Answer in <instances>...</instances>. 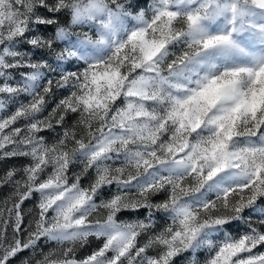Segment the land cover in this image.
I'll list each match as a JSON object with an SVG mask.
<instances>
[{
  "label": "snow or ice",
  "instance_id": "obj_1",
  "mask_svg": "<svg viewBox=\"0 0 264 264\" xmlns=\"http://www.w3.org/2000/svg\"><path fill=\"white\" fill-rule=\"evenodd\" d=\"M221 2L145 0L152 15L138 12L136 26L108 59L83 71L71 64L63 75L49 71L44 89L33 85L42 74L34 62L47 59L36 46L37 33L47 35L65 13L52 7L53 0H37L31 9L29 0H0V264H14L25 253L27 261L37 249L43 264H131L133 257L138 264H175L183 251L177 241L186 247L187 236L199 231L188 221L184 231L155 237L161 251L153 255L152 242L138 238L148 224L113 226L107 234L82 231L85 219L77 210L99 193L121 194L133 184L141 195L159 192L175 202L186 175L207 182L222 171L241 178L222 190V198L239 192L241 202L233 218L215 221L227 234L221 232L203 258L206 264H264V55L244 52L235 38L249 7L264 11V0ZM73 8L74 20L90 17L103 10L102 0ZM123 10H109V19ZM224 14L233 19L230 30L204 31ZM249 27L264 41V26ZM170 50L175 54L162 66ZM216 51L223 63L204 67L195 78L184 75ZM234 53L248 59L234 63L228 59ZM205 128L210 133L194 140ZM234 141L245 146L233 151ZM133 167L139 175L129 177L124 169ZM150 207L126 214L142 217ZM86 236L95 246L76 257L67 248L58 255L46 243Z\"/></svg>",
  "mask_w": 264,
  "mask_h": 264
},
{
  "label": "clouds",
  "instance_id": "obj_2",
  "mask_svg": "<svg viewBox=\"0 0 264 264\" xmlns=\"http://www.w3.org/2000/svg\"><path fill=\"white\" fill-rule=\"evenodd\" d=\"M83 2L84 0H53L52 7L59 8L65 13V16L53 21L47 35L37 33L39 42L36 46L46 54L47 59L34 62L42 66L41 76L33 81L34 87L40 88L43 85L44 89L47 88L45 81L49 71L60 72L63 75L65 67L69 64L73 70L83 71L93 62L108 59L112 55L113 45L123 39L127 31L136 26L134 17L137 13L144 12L146 18L152 15L151 10L145 5V0H102V11L96 12L90 17L74 20L73 5L83 4ZM148 2L150 3L151 0ZM217 2L221 7L224 6L221 0H217ZM36 3L37 0H29V8L31 9ZM118 5L122 6L124 10L118 17L110 20L108 11H117ZM128 5L132 7H128ZM4 7L7 10L8 6ZM134 8L136 11H133ZM248 12L247 18H241L243 27L236 33L235 38L244 52L264 55V41L249 27L250 24L264 26V11L249 7ZM108 24H111V29L107 27ZM232 24L233 19L230 14L216 15L204 25V31L212 33L215 29L217 32H224L230 30ZM177 27H183L182 23H178ZM177 47H180L179 43ZM174 54V51L170 50L162 56V66L167 65L170 62L169 57ZM23 55L25 54H20L21 59H23ZM26 55L31 57V53ZM11 59L14 63H20V60L15 56ZM224 59L219 51L209 53L200 65L187 66V72L184 75L192 74L195 78V73L202 74L204 67L210 64L220 65ZM228 59L234 63H241L248 57L234 53ZM210 131L208 128L201 130L194 140L206 137ZM244 146L239 141H234L232 150L239 151ZM124 171L129 177L139 175L134 167L125 168ZM240 182L241 178L232 171H222L207 182H202L198 175H186L182 181L183 191L179 193L175 202H172L169 196L161 195L159 192L141 195L135 184L131 185L128 192L121 194H117L115 190L111 195L99 193L98 199L93 198L89 205L77 210L83 213L85 219V224L78 228L82 231H92L98 228L107 234L114 230L113 226L123 228L129 224L146 223L149 227L139 230L138 238L145 245L152 242L149 245V251L153 255H158L161 250L155 243V237L169 235L172 231H184V222L188 221L193 227L199 228V231L194 236H187L186 247L182 242L177 241V245L183 247V251L179 253L175 264H206L203 257L217 243L221 232L227 234V229L222 225L217 227L215 221L221 218H233L235 216L233 209L241 202V193L236 192L225 200L221 196L222 190ZM114 200L117 202L115 208L110 207V203ZM166 202L167 207H164ZM146 205L151 207L149 212H146L142 217L133 216L130 218L126 214L139 211ZM262 207H256L253 211L261 212ZM122 213L124 214L122 215ZM235 227L233 225V228ZM100 239H103V236L96 237V241ZM46 243L52 244L58 255L67 248L72 249L73 255L76 257L84 254V250L93 245L95 241L92 236H86L71 240H50ZM41 251V249H37V254L30 256L27 261L22 260L20 264H43V257L39 254ZM131 264H138L135 257L132 258Z\"/></svg>",
  "mask_w": 264,
  "mask_h": 264
},
{
  "label": "rangeland",
  "instance_id": "obj_3",
  "mask_svg": "<svg viewBox=\"0 0 264 264\" xmlns=\"http://www.w3.org/2000/svg\"><path fill=\"white\" fill-rule=\"evenodd\" d=\"M54 104H55V101H53L52 105H50V107H49V111L51 110V107H54ZM46 114H47V113H45V115H46ZM50 135H51V136H55V133H51ZM27 206H31V204L29 203ZM253 215H255V213H253ZM234 230H235V231H238L239 229L235 227ZM241 230H242V229H241ZM92 246L94 247L95 244H93ZM84 251H85V253H86V252L88 251V247H87ZM26 255H27V253H25L23 256L17 258V259L14 261V264H20V261H21L23 258H25Z\"/></svg>",
  "mask_w": 264,
  "mask_h": 264
}]
</instances>
